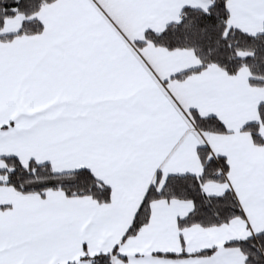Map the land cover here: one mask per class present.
<instances>
[{
  "label": "snow or ice",
  "instance_id": "6c2138e0",
  "mask_svg": "<svg viewBox=\"0 0 264 264\" xmlns=\"http://www.w3.org/2000/svg\"><path fill=\"white\" fill-rule=\"evenodd\" d=\"M0 264H264V0H0Z\"/></svg>",
  "mask_w": 264,
  "mask_h": 264
}]
</instances>
